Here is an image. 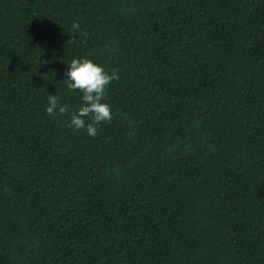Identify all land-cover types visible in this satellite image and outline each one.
Wrapping results in <instances>:
<instances>
[{
  "label": "trees",
  "instance_id": "1",
  "mask_svg": "<svg viewBox=\"0 0 264 264\" xmlns=\"http://www.w3.org/2000/svg\"><path fill=\"white\" fill-rule=\"evenodd\" d=\"M0 264H264V0H0Z\"/></svg>",
  "mask_w": 264,
  "mask_h": 264
},
{
  "label": "clouds",
  "instance_id": "2",
  "mask_svg": "<svg viewBox=\"0 0 264 264\" xmlns=\"http://www.w3.org/2000/svg\"><path fill=\"white\" fill-rule=\"evenodd\" d=\"M80 31V24L74 21L71 30L68 32L72 38L68 43L73 42L76 37L73 33ZM65 70L67 88L71 91H79L82 93V104L75 112H71L70 124L74 131L81 129L87 130V133L95 137L98 129L97 125L103 122H111L112 109L106 100L107 89L113 80H119L117 70L107 71L103 65L93 61L90 58H73L68 63ZM57 112L65 115L70 112L67 104H61L57 94L48 95V106L46 113L55 118ZM85 117L90 118L91 122L86 123Z\"/></svg>",
  "mask_w": 264,
  "mask_h": 264
}]
</instances>
